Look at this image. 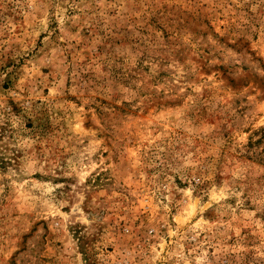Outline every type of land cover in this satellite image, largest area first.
Wrapping results in <instances>:
<instances>
[{"label":"rangeland","instance_id":"obj_1","mask_svg":"<svg viewBox=\"0 0 264 264\" xmlns=\"http://www.w3.org/2000/svg\"><path fill=\"white\" fill-rule=\"evenodd\" d=\"M0 264H264V0H0Z\"/></svg>","mask_w":264,"mask_h":264}]
</instances>
